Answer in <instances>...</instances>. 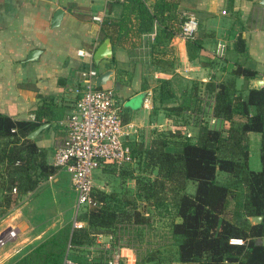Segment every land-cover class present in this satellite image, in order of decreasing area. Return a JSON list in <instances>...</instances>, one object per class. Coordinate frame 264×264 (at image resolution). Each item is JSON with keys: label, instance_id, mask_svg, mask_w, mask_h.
Segmentation results:
<instances>
[{"label": "trees", "instance_id": "trees-1", "mask_svg": "<svg viewBox=\"0 0 264 264\" xmlns=\"http://www.w3.org/2000/svg\"><path fill=\"white\" fill-rule=\"evenodd\" d=\"M121 5L118 17L101 20L100 40L108 37L112 44L124 46L130 36L150 31L156 22L149 52L154 63H165L161 46L178 33L185 18L179 0H154L151 5L121 0ZM195 34L185 40L190 59L201 44ZM239 75L254 74L236 65L226 79L205 81L206 106L200 103L194 81L189 103L165 108L175 115V122L195 125V135L165 130L146 146L128 145L132 166L107 165L132 178L133 190L93 187L97 203L76 215L81 226L63 224L11 264H107L120 245L133 249L134 264H264V83L247 87L242 94L234 83ZM158 81V97L169 99L168 80ZM210 117L219 119V125L210 124ZM40 123L0 112V214L57 169L35 136H26ZM250 133L258 136L257 170L248 166ZM165 215L167 228L154 232L157 216ZM255 215L260 219L254 222L249 217ZM150 232L167 240L147 244ZM97 234L107 236V245L95 242ZM231 237L241 242L232 243ZM117 264H125L123 258Z\"/></svg>", "mask_w": 264, "mask_h": 264}, {"label": "crops", "instance_id": "crops-1", "mask_svg": "<svg viewBox=\"0 0 264 264\" xmlns=\"http://www.w3.org/2000/svg\"><path fill=\"white\" fill-rule=\"evenodd\" d=\"M144 1L151 5L154 0ZM57 8L61 9V16L57 24L52 25V15ZM179 8L196 17L195 35L201 40L200 48L196 57L188 58L185 40L176 33L161 46L166 62L159 66L152 61L149 52L157 30L156 22L150 31L130 36L124 46L110 41L112 57L94 63L92 58L77 55L79 48L92 53L102 41L99 38L100 22L104 17L120 15L121 0H0V112L14 119H36L47 123L34 138L37 145L47 149V160L52 163L53 149L65 134V117L74 108L75 89L80 84L79 70L91 64L97 73L111 69L103 85L111 87L119 101L120 118L124 123L123 140L127 145L146 146L155 135L172 128L187 135L180 129L186 126L192 127L188 135L194 136L196 126L191 122H175V115L165 106L189 103L194 81L198 82L200 103L206 106L209 98L203 83L209 79H226L236 65L246 67L254 74L247 78L235 77V87L241 89L242 94L247 87L264 83L263 7L257 0H179ZM94 13L102 14V19L93 20L91 15ZM32 49L38 51L33 55L35 58L29 60L27 56ZM159 78L168 80L165 87L172 94L169 99L158 97ZM208 119L210 124L220 123L215 117ZM257 145L258 136L250 133L248 166L253 170L260 166L251 161L252 148L255 153ZM132 164L124 166L128 169ZM104 167L110 166H102L103 176L94 170L95 178L91 181L94 187L105 191L133 190V179L126 174L120 176L118 186L105 182L107 172ZM52 176L40 179L32 190L22 193L16 203L6 209L17 204L14 216L20 218L2 222L0 226L11 225L17 229L13 238L16 239L15 246L11 250L18 256L13 261L62 226L33 234L28 229L22 234L27 226L26 219L21 217L24 207L32 208L29 194ZM192 187V183L188 185V189ZM72 207L75 208V201ZM60 217L61 213L52 216L55 220ZM157 217L156 227L161 223V229H166L169 222L166 215ZM73 218L74 212L70 223ZM95 242L107 244V236L97 234ZM89 249L92 253L93 249ZM117 250L125 264H134L135 253L131 247L120 245Z\"/></svg>", "mask_w": 264, "mask_h": 264}, {"label": "built area", "instance_id": "built-area-1", "mask_svg": "<svg viewBox=\"0 0 264 264\" xmlns=\"http://www.w3.org/2000/svg\"><path fill=\"white\" fill-rule=\"evenodd\" d=\"M91 18L99 21L102 14L94 13ZM196 28V17L187 13L178 34L184 40L191 39ZM76 53L91 60L88 50L79 48ZM96 75L97 70L91 64L79 70L80 84L75 89L74 108L65 117V134L52 153V164L63 167L69 173L76 192L72 219V226L75 227L82 225V220L76 215L85 207L97 203L92 192V170L104 164L118 167L132 161L129 146L123 140L124 123L120 118L119 101L111 87L94 85ZM11 190L14 191V187ZM16 233L15 226L7 225L1 229L0 245L13 239ZM229 241L240 243L241 239L231 237ZM121 258L119 251L114 250L107 264H117ZM66 262L69 263V260Z\"/></svg>", "mask_w": 264, "mask_h": 264}, {"label": "rangeland", "instance_id": "rangeland-1", "mask_svg": "<svg viewBox=\"0 0 264 264\" xmlns=\"http://www.w3.org/2000/svg\"><path fill=\"white\" fill-rule=\"evenodd\" d=\"M180 129L182 130V133L188 135L191 134L192 127L186 126L185 128ZM251 161L252 164L254 163V161H256L257 166L259 165L258 151L256 150L254 153V148H252ZM101 168L102 166L94 168L92 170V175L94 170H96V173L98 172L99 175L103 176ZM104 170L107 172V175H105V182L109 183V185H111L112 183V185L114 184V186H118L117 181H119L118 179H120L121 176L117 173L118 168L108 167ZM91 177L95 178V174ZM75 196L76 192L73 186L70 184L68 173L63 168H57L56 171L53 173L52 178L46 179V181H42L41 183H39V185L29 194L28 198L29 201L32 202V208L25 209V207L23 206V215L25 217L23 215L21 217L26 219L27 226L23 229L22 234L24 235V232H27L28 229H31L30 233L33 234L43 229H45V231H49L60 224L63 225L65 224V222L68 223L70 221L69 219H71L73 216L74 209L72 205L75 201ZM16 205L14 206V208L6 210L4 213L0 214V226L2 222L9 223L17 219L14 216L18 210L16 208ZM60 213V218L56 220L52 218L53 215H57ZM18 220H20V218H18L17 221ZM52 220H54L55 223L52 222ZM6 226L7 225L0 227V230ZM161 228L162 225L161 223H159V225L157 226V230H155L154 232H161L162 230H164ZM145 239L147 244L149 243L150 245H156V243L166 241L167 237H160L157 234L152 235L150 232L145 237ZM15 242L16 239H10L6 241L3 245H0V264H10L18 256L16 251L11 250L12 248H14ZM7 250H10L11 252H7ZM5 252H7L8 254H6ZM171 264L176 263L171 262Z\"/></svg>", "mask_w": 264, "mask_h": 264}, {"label": "water", "instance_id": "water-1", "mask_svg": "<svg viewBox=\"0 0 264 264\" xmlns=\"http://www.w3.org/2000/svg\"><path fill=\"white\" fill-rule=\"evenodd\" d=\"M257 3L263 7V17H264V0H257ZM61 16V9L57 8L53 12L52 19H51V24L55 25L57 24L58 20L60 19ZM38 49H32L30 53L27 56V59H33L35 58L33 55L36 54ZM112 55V47L111 43L108 37H105L102 39V41L93 49L91 53V58L94 63H97L99 59L101 58H109ZM111 74V69L107 68L103 71H100L97 73L94 79V85L95 86H101L103 85L108 76ZM47 123H40L38 126H36L34 129H32L26 136L29 138H33L44 126H46ZM250 220L252 221H258L260 219V216L255 215V216H250Z\"/></svg>", "mask_w": 264, "mask_h": 264}]
</instances>
